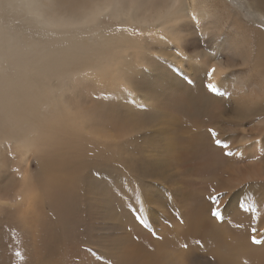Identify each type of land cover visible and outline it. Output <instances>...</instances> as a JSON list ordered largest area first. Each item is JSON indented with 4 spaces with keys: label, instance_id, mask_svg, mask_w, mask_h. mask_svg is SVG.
<instances>
[{
    "label": "bare ground",
    "instance_id": "6f19581e",
    "mask_svg": "<svg viewBox=\"0 0 264 264\" xmlns=\"http://www.w3.org/2000/svg\"><path fill=\"white\" fill-rule=\"evenodd\" d=\"M214 1L221 5L214 6ZM80 2L81 7L67 9L51 3L50 0H0V75L11 68V62L4 54L6 43L12 47L11 50H17L18 55L22 51H25L27 55V58L18 61L20 72L17 76L14 75L12 81H4L0 76V103L5 105L4 109H0V144L14 141L24 143L25 148H32L34 146V129L31 130V127L33 126L40 131L46 125L48 131L45 129L44 131L50 132L47 134H55L54 125H44L43 119L41 118V121L39 117L42 116L45 106H57V103H60L61 108L64 106L69 110L71 113L69 120H77L75 123L80 121V124H84L86 118L78 117L79 110H87L91 108V102H95L87 97L89 89L91 88L92 90H90L94 92L96 88L92 87L96 84L100 93L106 97L116 93V89L110 87L112 83L124 84L122 86H128L131 91L129 95H125L128 101L135 100L137 105H145L144 109H148V112L142 115L141 112L132 111L125 105H119V108H115L116 115L120 116L119 125L126 128V132H138L140 136L144 135L141 131L153 129L152 132H148V135L156 137V140L148 137L150 143L148 146H151V152L159 150V153L152 154L150 157L153 156L154 160L151 163V159H149L151 164L146 166L154 175L153 177L161 179L163 182L172 177L177 180L178 172L168 174L167 163L169 160L178 161L180 159V153H178L181 149L180 141L177 139L180 138L182 128L178 127V121L173 118L174 116L170 117V109L165 105V102L171 95L181 92L178 90L180 85L182 87L185 85L184 89L182 88L183 93L196 95L203 102L204 100L208 103L216 102L220 109L223 107L226 111L220 116L219 112L213 111V115L217 114L216 117H224V119L221 118L220 121L213 119L214 123L211 122L210 127L215 128L217 132L234 134L231 138L234 146L231 149L233 151L239 149L241 155L234 156L232 161L231 158L228 159L223 164L224 167H219V174L214 181H211L213 183L210 187L215 185L217 188L225 190L244 183L228 198L227 211H231V214L237 212L240 199L245 194L251 193V199L257 207V238H260L261 233H264V184L255 182L248 184L247 178L264 175V156L260 155L261 150H264V137L260 138L259 143L256 142V139L259 138L256 130L264 128V103L258 104L264 97V25L260 24V20L255 17L246 18L245 16V19L242 20L245 21L244 30H238L236 23H241L243 15H240L242 13L240 9L233 6L229 0H80ZM252 2L255 9L259 8L264 12V0H252ZM173 5L179 6L173 8V11L160 22L155 19L161 11L165 8H172ZM7 7L18 11L15 15L27 11L28 14L21 15L23 18L21 22L25 23L18 26L14 22L19 20L18 18L9 19L8 13H5ZM244 11L246 10L244 9ZM105 18L109 20V23L105 22ZM133 27H137V36L128 32ZM200 33L205 34L206 37H202ZM13 35L18 40L25 38L27 40L25 46H14L13 41L7 39ZM178 50L182 52V55H177ZM244 65H247L250 73H253L256 82H252L249 76L244 75L226 77L224 73L220 76L224 68L233 69L234 66ZM210 67L216 68L211 82H216L219 92L230 93L229 98H224L219 94L213 95L204 87L207 82V70ZM43 71L59 74L60 78H64L60 90L64 96L60 101L53 100L48 103L46 97L48 83L43 78H39ZM186 78L190 84H184ZM74 82H78L79 86ZM231 83L236 86L234 89L229 87ZM52 89L53 86L50 85V90ZM121 95L119 96L118 93L119 98H122ZM136 103L132 104V107L136 106ZM253 105L255 106L252 107ZM33 107L34 120L28 119V117L24 118V113H32ZM165 108H168L169 111ZM61 114L62 112L59 115ZM233 115H237L239 118L235 119ZM58 119L60 120V118ZM21 120H29L32 123H20ZM63 121L66 122L64 119ZM22 125L27 129L21 128ZM245 128H248V135H245ZM69 129L70 125L63 132L68 133ZM26 130H29V134L24 133ZM77 133L73 130L69 133L68 140L62 139L63 148L59 150L57 157L50 159L43 155V152H39L37 158L39 169L37 168L35 172H31L27 176L29 184L25 188H22L21 183L18 184L14 189L15 193L10 192L11 185L7 184L10 181L12 183V179L6 177L3 170H0L1 204L5 207H7L6 202L18 204L22 195L24 198L27 196L28 203H36L37 200L40 201L48 195H50L47 198L48 203L56 202L59 199L58 194L51 196V193L56 190L55 186L61 181L64 185L70 181L65 177L67 174H72L77 169L79 173L86 171L82 166L93 167L88 162L79 163L77 161L76 151L83 148V141ZM95 136L96 134H93V138ZM107 142H105L106 145H108ZM101 143L99 137H95L94 148L98 149ZM185 144L192 151L196 150L194 148H196L197 142ZM90 146L89 141L86 149ZM178 147L179 149H177ZM126 152L128 151L126 150ZM1 154L0 158L4 166L7 164V157L3 153ZM220 155L223 161L222 153ZM191 157L189 156V158ZM221 168L223 169L221 170ZM182 171L187 172L186 168ZM90 177L88 175V178ZM103 183L102 181L91 182L85 186V192L90 201L91 228L99 231L95 232L94 242L100 258L106 257L107 261L112 259L120 264H126L129 257L139 252L143 254L142 264H162L158 262L157 253L163 252L168 247L165 246L166 243L160 245L157 243L158 241L156 244L152 242L151 247L153 246L154 249L151 253L141 242L131 241L132 243L128 244L126 238L122 236L124 233L122 226L119 225L120 222H118L114 190ZM172 184H176V181ZM30 188L31 193L28 192ZM185 190L181 185L174 189L170 188L173 201L180 202V208L186 209L181 233L177 231L180 238L184 241L189 240L184 239L183 234L194 239L209 237L206 235L209 229L210 233L216 236V247L210 256H215V261L218 264H264V245L251 243V232L248 231L252 223L251 220L246 224L243 235L239 239L237 238L238 241L232 246L230 245L234 239L232 235H220L210 228L196 224L194 219L199 220L196 215L198 210L189 204L188 198H186L188 194ZM158 193L154 195L156 204L162 201L161 194ZM168 195L170 196L169 193ZM139 198L141 202L139 211H141L145 202L150 204L148 202L150 197L139 195ZM209 210L208 208L206 213ZM45 216L47 217L46 214ZM208 216L210 219V215ZM147 219L149 218L147 217ZM151 220L153 221V219ZM80 257L78 256V258ZM94 258L81 257L77 264H89L93 262ZM167 264H184L183 257L178 250L172 256H168Z\"/></svg>",
    "mask_w": 264,
    "mask_h": 264
},
{
    "label": "rangeland",
    "instance_id": "374dc122",
    "mask_svg": "<svg viewBox=\"0 0 264 264\" xmlns=\"http://www.w3.org/2000/svg\"><path fill=\"white\" fill-rule=\"evenodd\" d=\"M229 1H231L233 6H237L236 8H239L240 12H242L240 15H243L241 17V23H238L239 25L236 23L238 30H244L245 21L242 20L245 19V16L246 18L255 17L257 20H260V24L264 25V12L259 8H256V10L252 0ZM218 4L221 5L217 1L213 2L214 6H218ZM9 8L10 7H7L5 10V13H8V18H18L19 20L14 21L18 26L19 24H24L25 22H21L23 20L21 15L28 14L27 11H23L20 15H15L18 11ZM244 9L246 11H244ZM105 22L109 23V20L105 18ZM137 31V27H133L128 32L137 36ZM7 39H11L14 46L20 45L24 47L27 43L25 38L18 40L14 35L7 37ZM4 48H6L4 54L11 62V68L2 73L0 76L4 81H12L14 79V75L17 76V74L20 72V69L18 68V61L27 58V55L25 51L20 52L18 55L17 50H11L12 47L7 45V43L4 45ZM30 51L32 50L30 49ZM234 67L237 68H233L225 73L226 77L244 75L249 76L252 82H256V78H254L253 73H250L247 65ZM39 78H43L48 83V93L46 95L48 98V103L53 102V100L60 101L64 96L63 93H60L64 78H60L59 74L46 71L41 72ZM185 83L186 85L190 84L187 78L184 80V84ZM113 84L114 83H112L110 87L116 89V93H112L106 97L100 93L101 91H99L97 88L98 85L96 84H94V87H92L94 89L96 88L94 92L91 91V88V90L89 89V96L87 95V97L95 102H91V108H88L87 110H79L80 114L78 117L86 118V122L84 124H80V121L75 123L77 120H69L71 117L69 110H67L63 105L62 106L64 109L61 108L60 103H57V106H45L43 109L44 115L42 113V116L39 117V119L41 121L43 119L44 125L47 124V126H49L50 124H53V127L56 128L55 132L60 134H47L50 132H45L48 131V128L46 129V125L44 128L45 131L44 129H42L43 131H39L38 128L33 126L31 127V130L34 129V146L32 148H25L24 143L21 144L14 141H11V143L6 142L5 144H0V156H2L1 153H3V155L7 157V164L4 166L2 165L3 161L0 158V170H3V172L6 174V177H10V179H12V183L11 181L10 183H7L8 185H11L9 189L11 193H15L14 189L18 184L21 183L22 188H25V186L29 184L27 176L31 172H35V170L38 168V153L43 152L42 154L50 157V159L57 157L59 155V150L63 148L62 139L68 140L69 133H71L73 130L79 133L77 134L81 136V140L83 141V148L76 151V155H78L77 161L79 163L88 162L93 166L89 168L82 166L86 171L79 173L77 169L73 171L72 174L69 173L65 176L67 180H70L68 183L64 185L63 181H61L55 186L56 190L51 193V196L58 194L59 199L56 201L57 203H48L49 200L47 198L50 197V195H48V197H44L40 201L37 200L36 203H28L27 196L24 198V195H22L19 199L21 201L18 202L19 205L6 202L7 207L1 204L0 201V264H28L29 260V264H67L68 262V264H77V261H79L81 257H95L93 262L89 264H120L119 262H115L116 260L108 259L107 261L106 257L100 258L99 251L94 242V236L96 235L95 232L99 231L96 229L92 230L91 228L92 224L90 222V218L92 215L89 211L90 201L85 192V186H87L88 183H98L99 181L104 182L103 184H105V186L114 190V203L118 211V222H120L119 225H121L123 228L122 231L124 234L122 236L126 238L128 244L132 243L131 241L135 243L141 242V244H143V246H145L148 251L152 253L154 249L153 246L151 247L152 242L156 244V241H158L157 243L160 245H164L166 243L165 246L168 247L163 250V252L157 253V259L159 263L167 264L168 256H172L178 250L179 254H181L183 257L184 264H207L206 257L200 253H193L185 259L184 251L178 246V244L180 245L182 242H188L190 245H192L194 242V238H191V236L183 234L182 237L184 239H189L184 241L182 238H180L179 233H177V231L181 233V227H183V223L180 222V219H178L175 214L179 213L180 218L183 219V215L186 213V209L180 208V202L176 200L173 201V196L170 192V188L174 189V187L178 185H181L186 189V194H188L186 198H188L189 204H192L193 208L198 210L196 215L199 220L194 219L196 224L210 228L213 232L220 235H232L234 237L233 241L230 242V245L232 246L236 243V241H238L237 238L239 239V237L243 235L246 224L251 220L250 216L252 213L250 215V213H238L237 211L235 213L232 212L231 214V211H227V215H229L231 223H229L227 219L222 223H217L211 218V216L209 219L208 215H210V210L208 213H206L208 208L210 209V205L205 201L204 197L209 194V189L215 186L214 185L210 187V185L213 183H211V181H214L218 176L219 167H222L228 159L230 160V158L225 157L223 158V161L221 160L220 154L222 153V150L213 146L210 136L207 133V128L211 126V122H213L215 119L219 121L224 119V117H216L215 115L217 114L213 115L212 112H219L220 116L222 115L221 113H226L224 108L221 107L220 109L219 104L216 102L208 103L206 100L203 102L199 100L196 95L183 93L185 85H183V87L180 85L178 88V90L181 92L173 96L171 95L167 98L165 105L170 109V117L174 116L173 118L178 121V127L182 128V130L180 133V138L177 139L180 141L181 151L179 150L178 152L180 153V159L178 161L169 160L167 163L168 174H174L178 172V179L176 180L172 177L163 182L161 179L153 177L154 175L150 173V170L146 166L147 164H151L154 160L153 156H150L152 154L159 153V150L155 151L154 153L151 152V146H148L150 145L149 138L156 140V137L148 135V132H152L153 129L141 131V133H144L143 136H140L138 132H126V128L119 125L120 116L118 117V115H116L115 108H119V105H125L132 111L135 110V112H141L142 115L148 112V109H144L145 105H137L135 100H131L132 102L130 100V102L128 101V98L125 96L131 93V91L128 89V86H122L124 84L117 85V83L114 85ZM50 85L53 86L52 90H50ZM75 85L79 86V83L76 82ZM229 87L234 89L236 86L231 83ZM117 91L119 96L122 93V98H119ZM90 93H92V95H90ZM134 103H136V106H134ZM132 104H134L133 107ZM178 105L183 107L179 108ZM4 107V103H0V109L2 110ZM54 107H57V109L59 108L61 110L54 109ZM165 109L169 111L168 108ZM59 111L62 112L61 115H59L61 113ZM31 112L32 113H24V118H32L33 121L35 118L34 107ZM179 116H182L183 118ZM58 118H60V120ZM63 119L66 122H64ZM197 120L199 121L196 122ZM32 121L30 122L29 120H21L20 123H32ZM40 123L42 124V122ZM69 125V132H63L64 129ZM28 126L30 127V124H28ZM21 128L24 129L25 127L22 125ZM25 129H27V127ZM58 129H60V131H58ZM28 131L29 130H26L24 133L27 134ZM218 133L221 138L229 141L231 148L234 146V142L231 139L234 134H228L221 131ZM93 134H96L95 137H99L102 142L98 149L94 148L95 137L93 138ZM89 141L91 146L86 149ZM106 141H108V145L105 144ZM13 142L14 144H12ZM196 142L197 144L195 145L197 146L194 148L196 149L195 151H192V149L188 148L185 144ZM177 149H179V147ZM126 150L128 152H126ZM189 156L192 157L189 158ZM149 159H151V163ZM232 160L233 157H231V161ZM188 164L191 167L187 166ZM182 168H186L187 172L182 171ZM222 169L223 168H221V170ZM88 175L91 177L88 178ZM175 181L176 184H172ZM215 187L217 188V186ZM217 190L224 189L217 188ZM28 192L31 193V188L28 190ZM157 192L161 194L162 200L161 203L158 204L154 203L156 201L154 199V195L157 194ZM29 193H27V195H29ZM168 193L172 198L168 195ZM139 195H147L150 197L148 200L150 204L145 202L141 211H139L141 204ZM166 196L168 197L166 198ZM228 203L227 210L229 207ZM39 206L40 209H38ZM39 212L44 214L42 215ZM147 217L149 219H147ZM139 218H142L144 224L143 228L137 223ZM150 218L153 219V221ZM93 223L95 224L94 219ZM236 225H243L244 227H236ZM153 231L157 232L162 237V239H160L162 242L154 239L151 236L150 233ZM147 232L150 233L148 234ZM206 235H209V237L204 236L200 239L204 241L205 248L208 250L207 254L210 256L216 247V236L211 234L209 229L206 232ZM212 235L214 236V239L212 238ZM225 235H223V237H226ZM123 237L121 238L123 239ZM177 241L178 244H176ZM78 256L81 257L78 258ZM71 257L75 258L76 260H73ZM214 263L218 264L216 261Z\"/></svg>",
    "mask_w": 264,
    "mask_h": 264
},
{
    "label": "snow or ice",
    "instance_id": "6c2138e0",
    "mask_svg": "<svg viewBox=\"0 0 264 264\" xmlns=\"http://www.w3.org/2000/svg\"><path fill=\"white\" fill-rule=\"evenodd\" d=\"M50 2L56 4L57 6H62V7L67 8V9H76V8H79L82 6L80 0H50ZM178 6L179 5H173L172 8H165L163 11H161L159 13V15H157L155 17V19L160 22L165 16L169 15L173 11L172 10L173 8H177ZM193 20H195V18H193ZM200 35L202 37H206V35L203 33H200ZM177 55L178 56L182 55V52L180 50H178ZM233 68H237V67H233ZM231 69L232 68H224L221 71L220 76H222L224 73L230 71ZM215 73H216L215 67L208 68V70H207V82L204 84V87L206 88V90L209 93H211L213 95L219 94V95L223 96L224 98H229L230 93L219 92L217 85H216V82H211L213 75ZM261 103H264V97H262L260 99V101L258 102V104H261ZM254 106L255 105H253L252 107H254ZM233 117L235 119L239 118L237 115H233ZM247 129L248 128H245V135L249 134ZM207 133L210 136V139H211L213 146L217 149L222 150L223 157L231 158L234 156H240L241 155V151L239 149H237L235 151H233L231 149V145H230L229 141L221 138L219 136V133L216 131L215 128H213V127L207 128ZM256 134L259 137L258 139H256V142L259 143L260 138L264 137V128L256 130ZM224 137H226V136H224ZM260 155L264 156V150H261ZM253 182H255L257 184H264V175H261L259 177L250 176L247 178L248 184L253 183ZM243 184L244 183H241V184H238L234 188L225 189V190H217L216 187H211L209 189V194L207 196H205L204 199L210 205L209 214L215 222L222 223L227 219L228 222L231 223V220L229 219V216L227 215L228 198L231 196L233 191H235L237 188H239ZM251 196H252L251 193L245 194L244 197L240 199L236 211H240V212H244V213H252V217H251L252 223H251L250 228L248 229V231L251 232V237H250L251 243L253 245H264V233H261L260 238H257V232H258V228L256 227V221L258 219L257 207L253 203ZM175 215L178 219H180L181 223L184 222L183 219L180 218L179 213H176ZM137 223L140 224V226L142 228L144 227L142 218H139L137 220ZM236 227H244V226L243 225H236ZM150 234L156 240L162 239V237L155 231L151 232ZM137 239H138V237H137ZM179 247L184 251L185 259H186V257L192 255L193 253H200L206 257L207 264H214V262H215V256H209L207 254L208 250L205 248L204 241L200 238H195L192 245H190L188 242H185L183 244H180ZM142 255H143L142 253H139V252L136 253L134 256L129 257L126 264H142V259H141Z\"/></svg>",
    "mask_w": 264,
    "mask_h": 264
}]
</instances>
